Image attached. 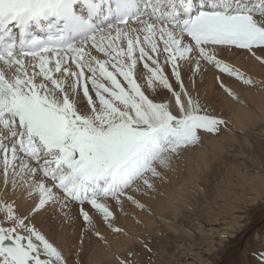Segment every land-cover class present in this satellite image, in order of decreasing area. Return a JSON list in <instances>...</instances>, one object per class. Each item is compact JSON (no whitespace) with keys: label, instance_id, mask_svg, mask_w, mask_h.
<instances>
[{"label":"snow or ice","instance_id":"6c2138e0","mask_svg":"<svg viewBox=\"0 0 264 264\" xmlns=\"http://www.w3.org/2000/svg\"><path fill=\"white\" fill-rule=\"evenodd\" d=\"M247 64L264 70V0H0V264H83L89 235L153 264L118 216L141 225L130 208L183 194L189 150L238 134L197 78L250 111Z\"/></svg>","mask_w":264,"mask_h":264},{"label":"rangeland","instance_id":"374dc122","mask_svg":"<svg viewBox=\"0 0 264 264\" xmlns=\"http://www.w3.org/2000/svg\"><path fill=\"white\" fill-rule=\"evenodd\" d=\"M242 67L257 78L264 77V70L258 65ZM233 87L249 105L251 123L240 128L232 122L238 134L226 133L223 140L217 139L221 140V146L216 150L204 142L202 149L206 164L197 171L195 178L191 173L194 165L187 166L185 160L183 171L178 179L173 180L172 187L186 182L183 201L176 202L175 210L166 208L159 213L149 201H144L151 207L152 216L136 215L135 212H138L129 206L141 225H135L130 218L118 216V226L125 228L126 222L136 230L135 237L126 241L129 246L142 251L137 237L152 241L156 254L153 264H247L249 259L261 260L264 256V193L256 196L259 190H264V95H257L235 83ZM197 88L201 93H215L226 117L231 119L232 111L238 105L220 96L211 73L203 81L197 78ZM197 150L195 148L191 152ZM258 180H262L263 184H255ZM251 185L255 186L254 189L249 188ZM253 191H256L255 195ZM142 216L150 219L151 225H146ZM38 220L45 227H60L59 221L48 213L42 214ZM80 223L78 221L68 229L73 239L79 236ZM123 251L118 250L120 253ZM106 252L89 235L85 238L81 259L83 264H114V253L117 252L113 251L111 257Z\"/></svg>","mask_w":264,"mask_h":264},{"label":"bare ground","instance_id":"6f19581e","mask_svg":"<svg viewBox=\"0 0 264 264\" xmlns=\"http://www.w3.org/2000/svg\"><path fill=\"white\" fill-rule=\"evenodd\" d=\"M245 95L249 97V94H245ZM231 119H232L233 124L236 125L237 127H240V128H244L245 126H247L248 123H251V117L249 115V112L243 110L239 106H236L235 110L232 111ZM220 139L223 140L224 137H221ZM221 140H217L215 138L208 139L207 137H205L204 142L207 143V145H209L211 149L216 150L218 147L221 146ZM191 150H189L190 152H188L186 154L185 160H186L187 163L186 162L185 163L187 164V166H189L190 164L194 165V169L192 170L191 173H192L193 177L195 178L197 176V171L200 170V168L206 164L205 163V158L206 157H205V154H203L204 150L202 148H198V150L195 151V153H192ZM205 152H206V150H205ZM255 184H263V181L262 180H258V181H256ZM185 186H186V182L182 186H179V184H176L174 187H171L170 189H168V191H169V193H174L176 187H182L184 189ZM254 187H255L254 185H251L249 188L250 189H254ZM255 193H256V191L254 192V195H255ZM263 193H264V190H259V192L257 193L256 196L259 197V196L263 195ZM182 198H183V194H181L179 196L170 195V196L165 197V198H160L159 197L158 201H156V202L149 201V204H151V207L154 210H156V211H158L160 213L163 210H165L166 208H173L175 210V208L177 206V205H175L176 202L183 201ZM170 201H174V202H170ZM135 214L138 215L139 213L135 212ZM142 218H143L142 220L145 221L146 225H148V226L151 225L150 219H148L145 216H142ZM124 224H125V228L128 229L129 231H131V236L135 237L136 230L133 228V225L129 224V223H126V222H124ZM118 250L119 249L114 247L112 250L107 251L106 254L109 257H111V255H112L111 253L113 251L114 252H118ZM94 260H95V258H94ZM95 261L97 262V259ZM247 264H261V260H259V259L256 260L255 258L254 259H249Z\"/></svg>","mask_w":264,"mask_h":264}]
</instances>
